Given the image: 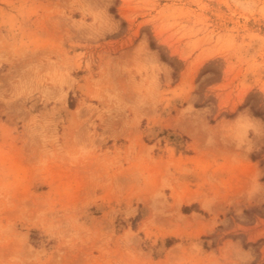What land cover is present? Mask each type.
I'll use <instances>...</instances> for the list:
<instances>
[{
  "label": "rangeland",
  "instance_id": "obj_1",
  "mask_svg": "<svg viewBox=\"0 0 264 264\" xmlns=\"http://www.w3.org/2000/svg\"><path fill=\"white\" fill-rule=\"evenodd\" d=\"M0 264H264V0H0Z\"/></svg>",
  "mask_w": 264,
  "mask_h": 264
},
{
  "label": "bare ground",
  "instance_id": "obj_2",
  "mask_svg": "<svg viewBox=\"0 0 264 264\" xmlns=\"http://www.w3.org/2000/svg\"><path fill=\"white\" fill-rule=\"evenodd\" d=\"M191 201V200H190Z\"/></svg>",
  "mask_w": 264,
  "mask_h": 264
}]
</instances>
